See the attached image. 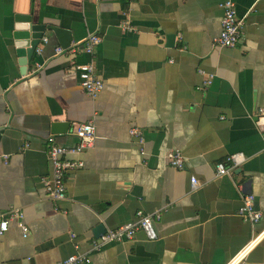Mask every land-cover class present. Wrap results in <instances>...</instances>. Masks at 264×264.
I'll return each mask as SVG.
<instances>
[{"label":"crops","instance_id":"0c3cea01","mask_svg":"<svg viewBox=\"0 0 264 264\" xmlns=\"http://www.w3.org/2000/svg\"><path fill=\"white\" fill-rule=\"evenodd\" d=\"M221 1L0 0V212L20 210L29 228L23 236L8 223L0 264H54L74 252L87 264H228L243 250L237 264H264V0H234L243 23L234 47L214 44ZM19 15L68 28L70 45L94 31L101 39L92 55L56 54L45 29L21 73ZM90 57L104 82L94 98L73 63ZM200 68L213 74L206 88ZM90 119L93 145L65 156L82 165L66 173L67 198L54 201L41 181L52 168L48 138L75 146L73 126ZM173 149L181 168L166 160ZM238 151L246 160L217 176L216 162ZM248 193L257 223L237 212ZM139 211L159 215L155 239L138 230L92 248L98 224L114 228Z\"/></svg>","mask_w":264,"mask_h":264},{"label":"built area","instance_id":"2783aa9c","mask_svg":"<svg viewBox=\"0 0 264 264\" xmlns=\"http://www.w3.org/2000/svg\"><path fill=\"white\" fill-rule=\"evenodd\" d=\"M222 8V16L220 19V31L214 37V44L223 47H234L237 45L242 32V21L237 16L236 5L234 0H222L220 3ZM100 35L97 32L89 33L82 41L69 45L68 47L57 46L55 53L62 52L75 54L83 51L92 55L95 46L100 42ZM46 40V38H44ZM40 47H36L35 51H39ZM78 73L79 85L91 97H96L104 87L103 80L96 74L92 57L85 61H73ZM199 73L203 76L201 88H206L212 82L213 74L199 69ZM257 123L264 128V107L258 109ZM74 134L79 138L78 144L75 146L60 145L55 142L53 137H49V145L47 148L48 158L51 161V174L42 177L43 186L54 201L64 200L67 198L65 178L66 173L79 165H82L81 160L68 159L65 156L68 154H76L84 148L91 147L95 139V124L92 119L85 122L75 123L72 128ZM130 132L135 136L139 135L136 128H131ZM143 152V151H142ZM166 160L170 165L182 167L184 163L183 154L179 149H173L165 154ZM246 160L243 152L238 151L227 156L226 160L217 161L215 164V172L217 176L224 175L231 168L240 166ZM228 161L229 164L226 162ZM191 183L194 186L197 182L195 176H191ZM238 214L244 219L252 223H257L262 218V212L255 207L254 195L251 193L245 194L242 197V202L237 210ZM159 215L152 216L137 212V217L134 220L124 222L114 228L107 229L97 239L93 240L92 248L100 249L102 246L111 242H123L134 238L138 230H142L148 239H155L157 233L154 228V220L158 219ZM13 220L21 229L22 235L27 236L29 228L23 220V214L20 210L12 208L8 212H0V234L8 228V223ZM261 234V233H260ZM258 234V235H260ZM257 235V236H258ZM256 236V237H257ZM244 250L234 256L228 264H237L243 255ZM90 262V257L86 253L74 252L69 254L62 260L54 264H87Z\"/></svg>","mask_w":264,"mask_h":264},{"label":"water","instance_id":"95a60500","mask_svg":"<svg viewBox=\"0 0 264 264\" xmlns=\"http://www.w3.org/2000/svg\"><path fill=\"white\" fill-rule=\"evenodd\" d=\"M15 23V40L14 45L16 48V54L19 57V63L21 65V73H25L28 68V63L31 61L35 49L43 36L45 29L53 31L54 35L58 38V41L62 47H68L72 40L71 32L68 28L58 25H45L43 23H33L32 18L29 15L16 16ZM67 122L61 125L65 127ZM64 131V130H63ZM106 230L104 226L98 224L94 228V235L99 237Z\"/></svg>","mask_w":264,"mask_h":264}]
</instances>
